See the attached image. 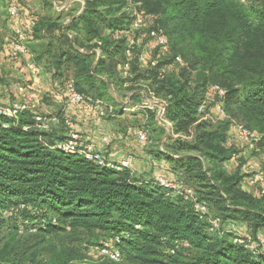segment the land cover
Masks as SVG:
<instances>
[{
	"label": "trees",
	"instance_id": "1",
	"mask_svg": "<svg viewBox=\"0 0 264 264\" xmlns=\"http://www.w3.org/2000/svg\"><path fill=\"white\" fill-rule=\"evenodd\" d=\"M139 1L149 14H162L171 33L202 58L197 89L188 85L186 75L184 80L168 76L158 82L159 68L148 72L157 85L156 94L168 104L166 118L175 133L191 137L173 140L166 145L170 154L162 155L213 217L245 223L255 237L264 230V195L242 190L243 177L227 173L224 163L238 154L224 145L230 126L202 120L198 107L201 89L218 76L226 77L231 83L224 98L228 116L236 108L246 128L259 133L260 143L264 142V7L243 6L236 0ZM125 5L126 0H86L85 12L69 30H83L89 40L103 39L113 63L121 54L122 41L103 38L99 25H129L131 17L122 13ZM58 28L52 20L35 23L33 40L50 36L39 44L34 62L53 77L61 76L64 65H73L77 90L95 91L108 103V83L99 77L110 78L114 65L108 68L102 62L92 71L91 56L76 50L64 35L56 40ZM42 60L48 63L41 65ZM147 114L149 124L157 127L154 114L148 110ZM33 115L31 111L18 119L0 115V264H79L71 249H53L44 255L40 248L47 237L67 232L88 246L111 244L122 255L121 262L105 258L103 264H264V250L253 253L234 244L233 234L224 229L222 234L209 233V219L201 218L176 190L155 179L137 178L130 169L100 166L80 154L54 148L67 137L54 128L37 130ZM25 223L34 227V246L21 241V232L29 233ZM177 242L188 246L176 247Z\"/></svg>",
	"mask_w": 264,
	"mask_h": 264
},
{
	"label": "crops",
	"instance_id": "2",
	"mask_svg": "<svg viewBox=\"0 0 264 264\" xmlns=\"http://www.w3.org/2000/svg\"><path fill=\"white\" fill-rule=\"evenodd\" d=\"M28 1H30V4L22 0H8L5 5L0 3V106H9L12 102H24L27 96H31L33 97V102L30 103V111L33 114L38 113L39 108L42 111L49 112L50 115L56 112L59 123L55 125L54 130L59 135L68 137L72 131H75L90 137L96 147L104 152L108 162L114 166L120 165L128 156H132L133 160L130 164V170L137 178L155 179L156 177H161L171 181L175 185L182 184L184 186L182 177L173 170V164L170 159L162 155L170 154L166 150V145L170 144L173 140H177L179 134L175 133L174 126L169 131L158 124L157 127L153 128L149 124L147 114L145 113V110H147L145 108V100L137 98L141 97V90H134L132 87L137 84L136 80H139L137 77H133L134 74L139 73L140 75H144L159 68L158 71L163 74V78L168 76L173 77L177 73H175L176 64L174 62L171 63V61L169 62V60H163L160 64L154 62L153 58L155 53L158 52L157 48L154 43L146 40L143 42L139 41L140 44L138 46L140 50L134 51L132 56H128L126 53V39H122V42L115 41L114 32L125 29L129 25L123 24L120 27L110 28L101 23L99 26L103 38L112 42L115 41L116 43L121 42L119 44L121 54H118L113 63H111L103 49L105 44L103 39L89 40L83 30L77 32L69 30L70 24L85 12L86 0H78L62 12L56 11L54 0H45L44 2L41 0ZM126 1L127 6H129L128 4L133 0ZM45 2L49 4L52 15H49ZM10 5L19 7L20 12L18 17L11 18L9 16L8 8ZM126 8L122 10V13L129 12ZM133 16L130 18L131 20ZM40 19L56 21L60 25V28L56 29L54 33L56 40L61 39V36L64 35L69 38L71 45L76 50L82 54L91 56L92 71L102 62L108 68L110 64L114 65V73L110 78L108 75H104L100 76L99 79L108 83L105 90L108 100H110L109 89L114 94H116L117 90H126L127 99L125 102H120L122 108H118L117 115L105 121L95 116L90 105L66 104L67 82L76 81V71L71 64H66L62 67V73L59 77H53L52 74L46 71L40 77L29 75L27 64L34 61L36 53L39 51V44L48 42L50 35H44L41 41L33 40V36H31L26 55L19 59H13L8 56L6 50L14 31L17 28L30 29L32 24L35 25ZM32 30H34V27ZM62 48H66V45H63ZM139 52L145 53L148 58L147 63L141 64L138 61L137 54ZM39 63L46 65L48 62L42 60ZM154 63L157 66H154ZM71 68L74 73L69 79H63L62 77L65 75V72ZM155 86L157 85L155 84ZM48 93L52 102L49 103L47 101L44 104L42 95L44 96ZM85 93L91 96L92 94L97 95L95 91H86ZM57 107L59 111L56 110ZM170 123L174 125L172 122ZM139 126H143V129H146L150 133L151 140L146 147L139 146L135 140L133 132ZM170 131L173 134L170 135ZM105 136L109 138L110 142L108 145L102 142V138ZM184 137L186 138L184 140H188V137ZM263 163L264 158L252 157L250 153L244 152L240 154L239 158L225 162L224 168L230 175L240 174L243 177L240 184L241 189L259 197L261 196V189L264 188V183H256L253 179L259 173V170L262 169ZM228 227L226 231L232 234L251 235V231L245 223L230 222ZM257 235L261 236L264 240V230L259 231ZM262 249L264 250V243Z\"/></svg>",
	"mask_w": 264,
	"mask_h": 264
},
{
	"label": "built area",
	"instance_id": "3",
	"mask_svg": "<svg viewBox=\"0 0 264 264\" xmlns=\"http://www.w3.org/2000/svg\"><path fill=\"white\" fill-rule=\"evenodd\" d=\"M78 0H54V7L57 12L64 11L68 6L74 4ZM245 1V0H242ZM19 7L15 5H10L8 8V14L11 18H16L19 16ZM157 16L154 14H147L144 11H138L134 14L129 27L121 30H116L114 32L115 41L119 42L122 39H126V53L128 56H132L134 51L139 49V41H151L155 44L156 48L162 50L165 53L170 51V46L166 36H164L162 30L159 29L157 22ZM34 24L30 29L17 28L11 38V41L7 47V54L13 59H19L28 53V42L31 39ZM137 59L141 64H145L148 61L147 56L144 52H139L137 54ZM175 64L182 65L181 57H176ZM27 70L29 75L32 77H40L44 70L42 66L34 61L27 64ZM1 71V67H0ZM212 93L218 97V101L213 104V109L219 115L220 118L224 119L226 117V110L224 105V98L226 97V90L219 85H213L211 87ZM143 94L145 99V108L152 112L155 116V121L158 125L165 127L167 131L171 130L172 124L166 118L167 112V102L156 98L153 93ZM33 102V97L27 96L24 102H12L9 106H0V115L6 116L13 119H18L22 114L30 111V103ZM66 104L67 105H90L92 111L98 119H105L108 116L109 108L112 110L110 105H107L101 99L93 100L91 96L80 93L73 81L67 82L66 85ZM207 105L202 103L198 107V115L203 118L207 112ZM34 127L42 132H50L53 130L55 125L59 123V118L55 115L35 113ZM238 131L236 133V141L240 149L244 152H254L256 151L257 145L262 139V136L251 131L244 126H238ZM137 144L141 147H146L150 143V134L145 129H137L133 132ZM102 142L105 145L109 144V138L107 136L102 138ZM67 153L80 154L84 156L87 160L93 161L100 166H108L111 168H116L117 170L130 169L132 156H128L120 165L114 166L105 157L102 150L92 142L91 138L82 135L78 132L72 131L67 139L58 144L56 147ZM238 153L233 159L239 158ZM155 180L165 188H171L176 190L179 194L184 196L186 201L191 202L193 210L201 217L209 219V233L222 234L223 222L219 217H213L209 213L208 206L203 202L199 201L196 194L192 190H187L182 184L175 185L171 181L163 179L161 177H156ZM256 183H264V172H259L253 179ZM261 195H264V188L261 189ZM137 228H140L139 226ZM116 242H119V237L115 238ZM233 243L244 247L245 249L258 253L260 250L263 251L262 246L264 240L261 236L252 235H241L233 234ZM176 247H186L187 242H177ZM172 253H174L172 251ZM101 254L104 258L111 261L121 262L122 255L113 248L111 244H107L101 249Z\"/></svg>",
	"mask_w": 264,
	"mask_h": 264
},
{
	"label": "rangeland",
	"instance_id": "4",
	"mask_svg": "<svg viewBox=\"0 0 264 264\" xmlns=\"http://www.w3.org/2000/svg\"><path fill=\"white\" fill-rule=\"evenodd\" d=\"M22 1L26 2L27 4H30V1H28V0H22ZM36 1H40V0H36ZM41 1L44 2L45 0H41ZM152 1H155V0H152ZM236 2H238L240 5H243V6H250L253 4V5L264 7V0H245V1L236 0ZM45 4H47V3L45 2ZM128 5L129 6H127V5H125V6L127 7L126 9L129 10V12H127V14L130 17H132L136 11L138 12V10L139 11L142 10L145 13L149 14L148 9H146L144 4L142 5V3L139 0L138 1L133 0ZM154 6H156V4L150 5V6L147 5L148 8H152ZM47 10L49 12V15H52L51 11H50L49 4H47ZM72 14H74V13H72ZM156 16L158 19H160V18L162 19L160 24H158V19H157L156 24L158 25L159 29L162 30L164 36H166L168 43H169V46H170V51L168 53H165L162 50L157 48L158 52L155 53V56L153 58L154 62H156V63L158 62L160 64V62L163 60L164 61L169 60V62L171 61V63H173V62L175 63L176 57H181L183 64L182 65L176 64L175 73L176 72L177 73L173 77L182 78L184 80L185 75H186L188 77L187 80L189 81L188 85L192 89H197L196 83L198 81V74H199L200 70L203 69L202 64H201L202 58H200V57L197 58V53L195 52V50H193L188 45L187 42L179 41L178 36H176L174 33H171L172 29H170L169 22L167 19H166L167 20L166 21L163 18L162 14L158 13ZM154 66H157V65L154 63ZM0 67H1V65H0ZM2 72H3V70H2ZM73 73H74V71L71 68L65 72V75L62 78L67 80L71 77V75ZM215 73H216V71H214V73H212V74L215 75ZM209 74L212 75L211 73H209ZM157 75L158 76H157L156 81L160 82V80L163 79V74H161L158 71ZM137 76H141V77L139 80H136L137 84L133 85L132 87L134 90H136V89L141 90V92H140L141 97H138L140 100H142V98H143V100H145L143 97V94H147V97L149 98L150 92L153 93L156 98H159L162 100V97L158 96L156 94L155 88L157 86H155V84L153 83L151 74L140 75L138 73V74H134L133 77L135 78ZM141 80H143V81H141ZM212 80H213V82H209L208 84H206L203 87V89H201V93H202L201 96H203V97H202V101L200 104L204 103L207 105V108H208L206 115H205V117L202 118V120H209L213 124H218V123H223V122H224V124L228 123L230 128L226 133V139H225L224 145L226 147H231L233 150H235V152H237L239 154H243L244 151L239 148L235 136H236V133L238 131V128H236V127L244 126L246 128V126H248V124L245 122L244 117L235 108L234 111H232V112L229 111L231 117H229L227 112H226V117L224 119H222L219 117V115L213 109V104L215 101H218V97L212 93L211 87L215 84V85L221 86L222 88H224L226 90L231 85V83L229 82V80L226 77H223V76H218V78L216 80H214V79H212ZM108 94L110 97V101L108 103H106L105 101H107V100H104V103H106L107 105H110V107L112 108V110L109 108L108 116L114 117V115L118 114V112H116L117 110H119L118 108L119 107L122 108L120 102L126 101V99H127L126 94L127 93H126L125 89L124 90L122 89V90H117L116 94H114V92L109 89ZM48 95H49V93L44 95V96L42 95L44 104H46L47 101L49 103L52 102L51 97ZM89 96H91V95H89ZM91 98L93 100L99 99L98 96L95 94H92ZM224 105H225V103H224ZM38 110H39L38 113L50 115L49 112L42 111V110H40V108ZM56 110L59 111V108L57 107ZM145 113L147 114V110ZM52 115L56 116V112L53 113ZM109 117H106L105 119H101V120L107 121V120H109L108 119ZM147 118H148V122H150L151 116L147 114ZM172 126H174V125H172ZM138 129H143V126H139ZM171 134H173V132L170 131V135ZM179 137L181 139H186L184 136L181 137V135H179ZM188 140L190 141L191 137H188ZM247 153H250L252 155V157L264 158V142L258 143L256 151L247 152ZM259 172H264V163H263L262 169L259 170ZM210 214L212 216H216L214 213H210ZM229 223L230 222H223V229L224 230H227L229 228L228 227ZM233 223H240V222H233ZM25 226L28 227L29 233L23 234L21 232V235H20L21 241L24 245L34 246V244H36V239H31V236H33V234H35L34 231H32L34 229V227H32L30 224H27V223H25ZM77 237L78 236H75L71 232L61 233V234L55 235V236H49L46 238V241L40 245V248L44 249V251H43L44 255H47V253H49L53 249H61V248L71 249L75 253V255L80 258V260H78L79 264H103L104 262H106V259L101 254V249L103 247L98 246V245L88 246V245L84 244V242H80L79 237L78 238Z\"/></svg>",
	"mask_w": 264,
	"mask_h": 264
}]
</instances>
